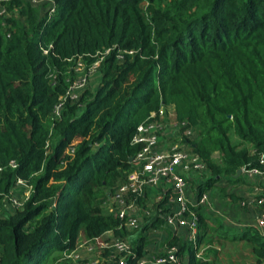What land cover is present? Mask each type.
Returning a JSON list of instances; mask_svg holds the SVG:
<instances>
[{
    "label": "trees",
    "instance_id": "trees-1",
    "mask_svg": "<svg viewBox=\"0 0 264 264\" xmlns=\"http://www.w3.org/2000/svg\"><path fill=\"white\" fill-rule=\"evenodd\" d=\"M54 3L48 18L25 0H8L23 20L6 18L9 36L0 25V264H83L67 256L80 237L98 245L108 231L126 236L103 204L133 168L137 125L161 105L196 129L192 147L210 173L200 192L221 178L238 183L239 168L264 171V0ZM78 57L86 67L99 60V86L65 97L52 118ZM16 178L32 191L5 213L2 199ZM231 232L261 264L264 234L251 225ZM168 246L186 253L187 264H214L197 258L190 242L172 237Z\"/></svg>",
    "mask_w": 264,
    "mask_h": 264
},
{
    "label": "built area",
    "instance_id": "built-area-1",
    "mask_svg": "<svg viewBox=\"0 0 264 264\" xmlns=\"http://www.w3.org/2000/svg\"><path fill=\"white\" fill-rule=\"evenodd\" d=\"M6 1L8 0H0V25L9 36L10 25L6 18L13 17L11 14L13 10H7ZM25 1L32 6L40 2L39 0ZM43 1L49 3L45 13L48 18H52L55 13L54 0ZM108 51L107 49L105 52ZM43 52L46 53L47 50L44 49ZM98 65L99 60L87 67L82 57L75 60L73 66L75 78L69 83L65 96L61 97V101L55 105L52 118L60 116L65 97L75 101L79 96L76 92L85 89L86 77L79 73L89 75L96 73ZM196 137V129L187 120L176 117L173 105H161L157 111H152L137 125L132 136L131 144L138 146V150L132 157V170L126 174L124 181L114 188L103 206L107 212L122 221L127 231L137 230L145 223L151 224L156 215L160 216L164 224L175 234L180 228H187V239L196 249V257L203 259L204 248L198 243L197 207L208 202L206 191L200 192L199 186L209 178L210 173L205 161L193 150L192 142ZM46 146H49V142ZM259 161L264 163V155L260 156ZM8 165L15 168L16 162L11 160ZM2 169L3 166L0 165V172ZM241 175H245L249 180L258 176L261 184H264V171L258 168L243 167ZM258 184L257 188L262 190ZM151 189L156 192L152 203L149 204L145 198ZM31 191V185L21 178H16L9 192L3 196L4 212L12 213L21 208ZM193 193L198 194L195 201L192 199ZM237 205L241 208L259 206L261 209L254 227L264 231V196L260 192H250L241 196L237 200ZM96 247L102 251H108V255L102 258L106 264H127L131 256L135 257L132 264H183L182 258L177 254V246H169L158 255L148 257L142 254L136 257L131 244L120 237L113 236L110 240L100 242ZM94 248L92 246L90 250ZM96 263L101 264L99 259ZM261 264H264V258Z\"/></svg>",
    "mask_w": 264,
    "mask_h": 264
},
{
    "label": "rangeland",
    "instance_id": "rangeland-1",
    "mask_svg": "<svg viewBox=\"0 0 264 264\" xmlns=\"http://www.w3.org/2000/svg\"><path fill=\"white\" fill-rule=\"evenodd\" d=\"M39 1H40L39 3L34 4V7L38 8L40 11V15H42L47 11V8L49 7V3L43 0H39ZM11 14L15 19H18L20 21L23 20V17L19 14L18 9H13ZM79 74L86 77L87 82L85 83V89L88 88L93 91L99 86L101 75L99 74L98 71L90 75L87 73H79ZM83 90L84 89L78 90L76 94L80 96ZM234 139L235 137H233V140ZM216 156L217 154H215V157ZM235 184L236 183H229L227 181L221 180L217 182L214 186L215 188L214 191L215 194L217 195L215 197L217 200L216 204L220 207H223L226 210V216H229L231 221L226 220L225 217L212 215L204 219L203 226L201 227V232H203V238H204L201 246L202 248H204L202 252L203 257L211 258L214 264H256L254 261V257L252 256V253L250 251V247L247 244H245L242 241L229 239L230 234L232 233L231 230L238 228L235 226L234 223L240 222V220L242 219V211L238 210L237 208H230L226 204V202L224 201V198L228 197V194L226 192H230L231 190L230 185L234 187H240L241 189H245L244 186H247L250 183H248L246 179H242L236 185ZM237 194H242V192L239 193L237 192ZM243 194L245 195V193ZM5 210L10 211L8 209ZM2 211L4 212V209ZM245 211L246 212L243 215L249 217L251 215V212L249 210H245ZM1 215H3L2 212ZM213 225L215 227H213ZM226 229H228L227 232L224 231ZM154 233H155L154 231L147 229V226L143 225L139 229H137V231H128V234L121 238L134 247L135 243L137 242L140 236L147 235L149 237ZM111 238H113V235L110 232H107L103 235L101 240L105 241V240H110ZM159 242L160 244L164 243V241L163 242L159 241ZM92 246L93 248L94 247L95 248L90 250V247ZM102 254L103 251L99 247H96L94 243L86 242L82 237H80L77 242L76 249L73 250L67 256L75 263L82 262L84 264H98L96 263V261L97 259H99L101 264H106L105 260L102 259L103 258ZM76 260H80V261H76Z\"/></svg>",
    "mask_w": 264,
    "mask_h": 264
},
{
    "label": "crops",
    "instance_id": "crops-1",
    "mask_svg": "<svg viewBox=\"0 0 264 264\" xmlns=\"http://www.w3.org/2000/svg\"><path fill=\"white\" fill-rule=\"evenodd\" d=\"M244 177V178H243ZM242 179H246V181L248 183H250L249 185L247 186H244L245 189H241L240 187H234V186H231L230 185V192H226L228 194V197H225L224 198V201L226 202V204L230 207V208H237L238 210L242 211V219L240 220V222H236L234 223L236 227H238L237 229H233V230H240L241 228H243L244 226H247V225H251V226H255V221H256V218L260 212V207L259 206H252L250 208H241L237 205V200L243 196L245 194H248V193H261L262 190H260L259 188H257V184L260 183V185L258 184V186H263L264 184H261L258 176H255L253 179L249 180L246 178L245 175H241V180ZM221 180H224V181H227L229 183H231L230 181L227 180V178H221L219 181ZM219 181H216L213 183V185H211L210 187H208L205 191L208 195V202L205 203V204H202V205H199L197 207V211H198V221H199V213L202 215H204V219L207 218V217H210L212 215H217V216H221V217H225L226 220L228 221H231L230 220V217L229 216H226V210L223 208V207H220L216 204L217 200H216V194H215V184ZM202 182V181H201ZM201 184H204L201 183ZM237 184V183H236ZM235 184V185H236ZM218 185V184H217ZM234 187V188H233ZM262 189V188H261ZM241 190V191H239ZM229 191V190H228ZM156 192V190L154 189H151L147 192L146 196L147 198H145L146 202L147 203H152V199H153V196H154V193ZM237 192H242V194H237ZM238 195H236V194ZM192 199L193 201H195L196 197L198 194H195L193 193L192 194ZM232 195L236 196V199H233ZM226 208V207H225ZM245 210H249L251 212V215L248 217L246 215H243L246 211ZM157 217L161 218L160 216L156 215L154 217V219H156ZM213 218V217H212ZM162 219V218H161ZM213 220V219H212ZM233 223V222H232ZM145 226H147V229L149 230H152L154 231L155 233L150 235L149 237L146 235H142L138 238V240L141 239L142 237V245H143V249H142V254L144 255H147L148 257L150 256H153V255H158V254H161L164 252V250L169 247L168 246V241L172 238V237H175L178 239V242L179 243H182V242H189L188 239H187V235H188V229L185 228V227H182L179 229L178 233L175 234L174 231L166 226L163 222V219H162V222L159 224L158 227H155L151 224H144ZM213 227H215L213 225ZM164 229V230H162ZM132 231H137V230H132ZM261 234H264V231H260L258 230ZM110 232V231H108ZM199 232H201V227H200V221H199ZM107 233V232H106ZM112 234V232H110ZM203 234V232H201ZM113 235V234H112ZM152 238V239H151ZM203 239L202 238V241L200 242L198 240V243L200 246H202V242H203ZM137 240V242H138ZM163 242L162 244H160V242ZM178 247V246H177ZM251 251V249H250ZM183 260V264H187V261H188V255L186 253H183L182 256H180ZM208 259L210 261L211 258L209 257H203V259ZM255 261V260H254ZM150 264H153V263H150Z\"/></svg>",
    "mask_w": 264,
    "mask_h": 264
},
{
    "label": "water",
    "instance_id": "water-1",
    "mask_svg": "<svg viewBox=\"0 0 264 264\" xmlns=\"http://www.w3.org/2000/svg\"><path fill=\"white\" fill-rule=\"evenodd\" d=\"M129 161H132V158L129 159ZM242 173V168H239L235 174V176H239Z\"/></svg>",
    "mask_w": 264,
    "mask_h": 264
}]
</instances>
